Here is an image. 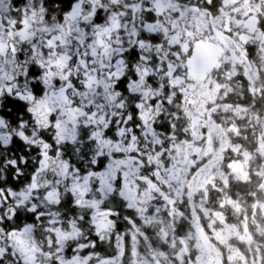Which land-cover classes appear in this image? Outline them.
<instances>
[{
  "label": "snow or ice",
  "instance_id": "snow-or-ice-1",
  "mask_svg": "<svg viewBox=\"0 0 264 264\" xmlns=\"http://www.w3.org/2000/svg\"><path fill=\"white\" fill-rule=\"evenodd\" d=\"M190 7L0 0V264H165L149 230L157 209L131 185L152 180L149 114L168 103L155 89L167 92L157 77L172 67L161 50L179 47L169 34ZM261 37L248 39L264 52Z\"/></svg>",
  "mask_w": 264,
  "mask_h": 264
},
{
  "label": "rangeland",
  "instance_id": "rangeland-1",
  "mask_svg": "<svg viewBox=\"0 0 264 264\" xmlns=\"http://www.w3.org/2000/svg\"><path fill=\"white\" fill-rule=\"evenodd\" d=\"M256 46L260 62L254 66L249 63L245 70L232 72L228 78L229 92L239 94L240 77L244 79L251 97H259V92H263L264 52ZM162 85L166 86L165 83ZM176 90L174 86L167 92L165 87L155 89L161 101L167 100L168 103L159 102L154 114H149L150 121L160 126L155 129L156 136L151 138V146H145L148 147L145 155L149 159L142 171L152 180L147 187L142 183L131 185L136 202L142 207L157 209L152 212L149 225L153 244L167 253L165 264H223L227 259L228 264H260V258L264 256V117L257 116L258 120L248 109L232 107L231 111L236 109L237 112L231 113L226 121L219 119L220 115H214V122L218 124L209 127V131L204 129L209 136L205 138L203 131L196 133L194 126L197 120H192L198 109L189 105L186 115L182 116L174 108H181L183 98L190 104L199 103L203 111L198 112L197 117L206 119L209 113L206 100L203 99L205 106L202 107L200 94L192 96L188 91L182 94L178 105ZM223 94L222 89L212 88L210 99L224 100ZM258 141L261 146L256 154L251 155L249 146ZM223 156L225 161L221 164ZM255 159L259 169H256V163L251 162ZM255 169L259 170L257 176H254ZM131 171L134 177H140L141 170L133 168ZM240 175H245L247 180H239ZM230 181L243 182L251 190L259 189L260 196L251 203L233 201L226 194ZM211 194L217 197L218 210L212 208ZM226 208L233 212L238 223L230 236L238 237L240 234L241 237L234 240L242 246L240 252L230 247L231 241L224 243L220 239L227 235L222 223L225 215L221 211ZM197 219L209 222L208 236L218 231V239L213 241V248L209 250L210 256L204 251V240L196 238L193 244L195 233L192 224L186 226L184 236L177 237V231L184 224L189 221L195 223Z\"/></svg>",
  "mask_w": 264,
  "mask_h": 264
},
{
  "label": "flooded vegetation",
  "instance_id": "flooded-vegetation-1",
  "mask_svg": "<svg viewBox=\"0 0 264 264\" xmlns=\"http://www.w3.org/2000/svg\"><path fill=\"white\" fill-rule=\"evenodd\" d=\"M256 3L257 0H213L209 7L206 0H189L190 11L174 20L175 33L169 34H178L177 40L172 41V44L178 43L179 47L163 44L161 51L171 53L172 67L167 71L161 70L157 81L160 85L165 83L167 89H172V86L177 88L178 105L182 94L188 91L192 96L200 94L202 107L205 106L203 99L206 100L209 112L206 119L197 117V113L203 111L199 103L190 104L189 100L185 101L183 98L181 108H174L182 116L186 115L189 105L198 109L192 120L199 121L200 130L208 128L209 131V127L215 124V114H222L219 119L223 121L229 119V115L234 113L228 106L230 94H240L229 92V76L234 71L245 70L249 63L254 66L261 60L256 52L257 46L248 39L259 33L261 30L256 32L257 29H261V24H264V15L257 14ZM234 18L239 19V23H235ZM244 18L251 20L253 30H249ZM240 79L247 88L244 79ZM212 88L222 89L224 100H211ZM257 116L264 117L261 114H256ZM206 121L209 122L208 125L205 124ZM163 130L169 131L168 128Z\"/></svg>",
  "mask_w": 264,
  "mask_h": 264
},
{
  "label": "trees",
  "instance_id": "trees-1",
  "mask_svg": "<svg viewBox=\"0 0 264 264\" xmlns=\"http://www.w3.org/2000/svg\"><path fill=\"white\" fill-rule=\"evenodd\" d=\"M232 6V5H231ZM233 19V18H231ZM242 19V18H241ZM246 19L245 24L246 26L249 28V30H253L254 28L250 26L251 20L248 18H244ZM239 19L234 18V22L235 23H239ZM264 28V24H261V29ZM261 29H257L256 32H259ZM243 81L241 80L240 83V94L236 95V94H230V98L228 100L229 103V108L232 109V107L235 108H246L248 109L253 115L256 114H261L262 116H264V92H259V97H251V95L248 93L247 88L244 87V83H242ZM244 113L245 111L242 110ZM232 112H237V110L235 109ZM220 116H222V114H220ZM248 120V119H247ZM208 121L205 122L206 125H208ZM216 123L218 124V122L216 121ZM215 123V124H216ZM197 124V125H196ZM216 124V125H217ZM258 126V125H257ZM195 131L196 133H198L199 131H203L199 129V121H196L195 123ZM231 128H234L231 127ZM263 129H264V125H263ZM167 131V130H165ZM264 131V130H263ZM205 134V138L209 137L208 131L204 132ZM208 139V138H207ZM261 146V142L258 141L257 143H255L254 145H250V149H251V155H254L257 153V149H259V147ZM250 152V150H249ZM225 161L224 156L222 157L221 160V164ZM251 162L256 163V169L258 167V169L260 168L257 159L252 160ZM253 170V172H255L254 176H257L258 171ZM255 179V178H254ZM259 178H257L258 180ZM239 180H247V177H245V175H240L239 176ZM228 188L226 190V194L229 196V198H231L233 201L239 200V201H245V202H254L255 200H257V197L260 196V190L255 188L254 190L248 189V185L244 184L243 182H232L230 181L227 184ZM210 203L212 205V208L215 210H218V205H217V197L213 196L211 194L210 196ZM222 213L225 215V218H223L225 221L222 222L224 223L223 228L225 229V231L227 232V235L225 238H220L221 241H223L224 243H228L229 241H231V243H233L232 245H230L231 248H236L238 252L242 251V246L241 245H237L234 240L236 238L241 237L240 234L238 233V237H236L235 235H233L232 237L230 236V234L233 232V227L237 226L238 223L235 221V217L233 216V212L229 209H223L221 210ZM192 224V226L194 227V233L195 236H193V244H194V240L196 238H199L201 240H204L205 243V247H204V251L207 253V255L210 256L209 250L213 248V241H216V239H218V231H215L211 234V236L207 234V231L209 230V222H205V221H199V219L195 220V223H193V221H189L186 224L183 225V227H181L178 231H177V237H182L184 236L185 233V228L186 226H190V224ZM207 243L209 245V248L207 247ZM230 248V249H231ZM229 260V259H227ZM227 260H224L222 263L223 264H228Z\"/></svg>",
  "mask_w": 264,
  "mask_h": 264
}]
</instances>
